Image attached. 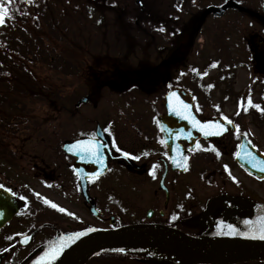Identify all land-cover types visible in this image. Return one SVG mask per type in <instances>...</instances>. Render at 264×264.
Returning <instances> with one entry per match:
<instances>
[{"label":"rangeland","instance_id":"rangeland-1","mask_svg":"<svg viewBox=\"0 0 264 264\" xmlns=\"http://www.w3.org/2000/svg\"><path fill=\"white\" fill-rule=\"evenodd\" d=\"M5 1L10 7L12 6L8 0ZM51 1L58 11L67 15L66 28L58 25L62 33H66L64 41L52 39L42 20L36 18L35 8L38 5L36 0H15L22 18H14L9 12V16L5 18L4 24L0 25V29L6 26L8 18H11L18 25L28 29L33 28L39 32L40 28L45 30L46 33L41 34L46 45L56 52L65 51L71 55L77 62V66L73 68L76 73L64 74L62 69L55 71L41 62L30 61L27 64L34 76L36 90H31L23 99L26 103L24 111L16 110L14 115L10 114L13 117L6 119L2 126L0 123V131L2 130L5 134L6 150L16 156L13 163L0 157L1 185L9 189H18V193H21L23 189H27L28 193L31 191L28 201L31 198V201L38 202L36 206L38 208L59 211V208L63 207L69 211L67 214H76L79 217L76 227L87 225L109 227L110 224L107 221L99 220L91 215L88 208L83 205L82 197L77 203L73 193L68 191L71 189L68 186L73 188V181L70 171L64 165L66 158L59 156L63 154L61 144L64 140L89 135L95 128L96 120L102 124H108V117L121 111L126 95L115 91L111 93L112 90L110 91L102 84L114 78L124 81V72L131 74L133 70L140 71L146 60L152 67L170 56L175 60V69L172 70L173 78L180 83H185L190 80L189 76L193 75L194 78L198 76L210 89L211 105L205 109L204 114L209 115L218 111L229 119L235 117L252 143L264 151V71L256 67L252 60V52L246 44V39L251 34H260L264 37V26L260 22L230 10L219 19L208 16L201 23L194 24L195 18L202 15L206 6L220 4L225 0H192L191 6L188 10L185 9L186 11L177 6V0H143L145 11L141 15L142 19L176 32V37L175 35L174 38L168 37L166 43H157L154 47L151 40L142 41L136 36V31H139L134 25L135 19L128 18L130 14L138 15L139 13L138 8L133 4L134 0ZM237 1L264 13V0ZM24 5L28 7V10L23 7ZM194 27L195 30H192ZM209 27L212 28L208 30ZM218 27H227V32H230L221 38L222 44L226 46V54L210 46L211 39L217 36L215 28ZM188 28L189 31L195 32L191 40L187 33ZM178 29L182 32H178ZM180 33L183 35L178 37ZM181 43L182 47L179 49L178 45ZM176 44L178 48L175 50ZM6 51L5 44L0 41V53ZM0 59H2L1 55ZM165 72L162 70L161 73ZM161 79L162 77L151 78L143 89H158L159 93L146 95L150 101L158 95L157 103L163 111L162 99L166 87ZM211 84H213L212 88ZM93 89L104 92L100 99L91 97L88 103L75 108V102L81 96L91 93ZM109 91L110 94H108ZM137 99L142 98L138 96ZM249 99L252 100L251 105L248 103ZM95 104H98L96 108H94ZM256 105L260 107L257 108ZM134 108L143 110L144 107L136 104L131 107L133 110ZM90 118L93 119L92 122ZM130 131L120 127L119 138L126 143L132 142L131 134L133 138L134 135ZM235 136L236 134L227 135L223 138L226 141L220 146L221 153L225 154L226 159L232 163V155L236 150ZM113 141L116 149V141L114 139ZM49 156L51 160H55L53 163H58L56 161L60 160L59 163H62V166L58 169L65 171L64 175L59 176L54 164L43 161L45 158L49 160ZM70 160L73 159L70 157ZM234 170L242 179L243 185L249 189H257L264 199L263 181H254L243 175L237 167H234ZM60 177L64 185H61ZM126 180V174L110 170L107 176L94 182L97 189L92 190L96 196V205L98 209L104 211L105 216L116 215L118 212V210L104 208L110 206V201L117 200L123 203L126 189L122 188L126 185ZM128 191L130 195L138 193V189H128ZM24 193L26 194L25 191ZM53 203L58 207L53 208ZM23 212L0 233V253L8 251L9 241L13 236L20 235L31 228L30 225L27 227L23 225ZM120 217L122 221H126L139 219L141 215H128L125 211H120ZM59 229L56 227L52 234ZM253 234L255 233H250V235ZM50 235L47 234L48 237ZM38 240H40L39 237L32 242L31 246L34 247ZM16 253L11 254V257ZM33 260L34 258L24 264H30ZM9 262L8 258L3 264H10ZM94 262L136 264L133 256L126 253L104 254L90 264Z\"/></svg>","mask_w":264,"mask_h":264},{"label":"flooded vegetation","instance_id":"flooded-vegetation-1","mask_svg":"<svg viewBox=\"0 0 264 264\" xmlns=\"http://www.w3.org/2000/svg\"><path fill=\"white\" fill-rule=\"evenodd\" d=\"M191 39L192 37L189 38V40ZM178 47L180 49L182 43L179 44ZM145 62V65H142L140 71L133 70L131 74L123 73V80L126 83L119 78H114L102 84L108 87L110 91L112 90L111 93L118 92L121 95H126L125 99H123L124 106L121 107L120 113H113L112 116L108 117V124H103L113 154L120 155L123 151H128L131 155L140 157L138 160L131 158H128V160L110 159L108 171L103 176L94 178H104L108 175L110 170L127 175L126 185L122 188L126 189L123 203L117 200L110 201V206L106 209L125 211L128 215H141V217L136 220L128 219L129 223L162 224L196 237L213 236L221 232V228L224 231H228V225H234L238 229L248 230L251 225H245V220L258 222L259 218L264 216V199H262V195L257 192V189H249L243 185V181L236 175L237 173L234 167H237L243 175H246L254 181L264 182V179L250 174L236 162V150L232 155L233 163L226 159L227 156L225 154L221 153L220 146L226 141V139L223 140V138L229 134H236L237 131L227 132V134L222 137H211L209 139L205 137L197 139L191 138L190 141L180 140L184 152L182 157L185 168L173 169L172 161L179 158V155L170 154L169 148L166 146L165 142H161L164 140L162 138L160 119L166 113V108L164 106L165 94L172 88V83L176 81V78H173L172 74V70L175 69V60L170 56L162 59L161 62L154 64L152 67L147 64V61ZM162 70L166 72L170 71V73L165 72L162 74ZM155 77H162L161 80H163V84L166 87L162 99L163 111L157 103L159 101L158 95L156 96L157 99L154 97L152 101H150L146 95L154 92L155 94L159 93L158 89H143L147 81ZM189 78L190 80H187V84L195 82L198 87L202 88L201 91H198V89L195 90L198 91L196 92V101L194 95L195 110L198 116L201 119H206L211 116L224 117V115L218 111L214 114H204L205 109L209 108L211 102L210 104H204L203 101L197 100L199 94L204 93L203 80L198 76L196 77L198 79H194L193 75L189 76ZM135 87L140 89H134ZM110 91L108 94H110ZM103 93L102 90L98 91V89H93L90 93V98L98 97L100 99ZM138 96H141L142 99H137ZM103 98L106 97L103 96ZM136 104L143 105V110H136V108H134V110L131 109V107H134ZM97 106L98 104H95L94 108ZM78 107L80 106H77V108ZM92 121L93 119L90 118V122ZM96 122L100 121L96 120L95 123ZM236 124L239 126L240 131L235 136L237 140L235 149L238 148L241 135L245 134V129L241 127L240 122ZM120 127L129 129V131L131 130L130 133L134 135L133 138L131 134V138L133 139L132 142L126 143L119 138L118 130H120ZM94 130L90 133L91 136L95 134ZM113 139L116 141V146L120 148V151L115 150ZM197 143L200 147H197ZM59 156L61 158H66L64 165H66L70 171L71 180L73 181V189H68V191L73 193L76 202L79 203L80 183L73 169L74 157L66 155L64 152ZM70 157L73 159L72 161ZM43 161H49L54 164L59 176L60 174L64 175L65 171L62 172V169H58V167L62 166V163H59L60 160L56 164L53 163L52 160L43 159ZM153 169L156 171L155 177L151 175ZM164 174L165 178H163ZM233 177L236 179L234 180ZM60 183L64 185L62 178ZM93 184L94 182L91 185L89 183L88 189L90 197L96 201L94 191L91 189H97V186ZM65 185L67 186V184ZM99 187L101 186L99 185ZM209 187L212 189H207ZM128 189H138V193L136 195H130ZM12 190L18 193V189ZM30 193L32 194L31 191ZM30 193H28L27 189H23L20 194L24 195L25 198H29ZM82 198L83 205L88 208V202L84 197ZM30 199V202H27V209L23 210L24 208H22L20 213L3 228L5 229L10 225L13 220L22 214L21 212L23 210L24 220L22 223H24L23 225L26 227L28 225L31 226V228L23 234L35 232L31 243L27 246H21L18 243L19 236H13V238L10 239L9 251L3 252L5 254L3 261L10 257V252H17L16 255L13 256V260L12 257L11 260H9L10 264H24L25 262H29L32 258H36L44 252L43 246L47 244L48 241L56 236L74 232L75 230L73 228L76 227L75 225H77L79 221V217H77L76 214H67V212H69L67 209H65V212L58 211V209H41L36 207L38 202H33ZM174 215L178 217L176 220L171 219ZM118 216H120V213L116 212L114 219L112 218L114 217L113 215H109V217L102 215L98 217V219L107 221L109 224H115L116 217ZM91 226L92 225H88V227ZM56 227L60 228L59 231L52 234V231ZM65 227H67L70 232H65L63 230ZM46 233L52 235L48 237ZM37 237H39L40 240L32 247V242L35 241ZM138 264L183 263L177 259L157 254L140 258ZM199 264L210 263L202 262ZM233 264H264V259L245 260Z\"/></svg>","mask_w":264,"mask_h":264},{"label":"water","instance_id":"water-1","mask_svg":"<svg viewBox=\"0 0 264 264\" xmlns=\"http://www.w3.org/2000/svg\"><path fill=\"white\" fill-rule=\"evenodd\" d=\"M139 7L144 9L143 0H135ZM227 8H238L242 12H246L253 17H256L264 23V16L255 12L247 7L239 5L234 0H228L221 6L210 5L208 6L203 14L202 18L213 13L215 15H221ZM252 47L255 49V58L261 63V68L264 69V39L260 35H253L250 38ZM172 93H176V96H171ZM171 97V98H170ZM177 97L184 101V103L190 105V111L197 119L198 116L193 109L192 95L184 88H174L166 95L165 106L167 108V114L161 118V124L163 126V138L166 144L169 146V150L174 154H182V149L179 144L180 139L188 138L186 134L189 131L195 130L198 135H203L198 128H193L190 120H184L175 116L169 105L175 106ZM88 96L82 97L77 104L87 102ZM200 120V119H198ZM213 123L220 120L224 123L229 130H234V125H227V123L219 118L209 119ZM209 120L201 121L202 124L207 123ZM168 129H171L169 131ZM181 130L183 132L181 133ZM219 136V135H215ZM212 137V136H211ZM93 138H82L78 140H91ZM103 142L106 147L102 149L103 155L106 157L104 164L90 163L88 160H81L76 155V144L78 140L66 141L63 144V149L66 153L76 156L74 161V167L78 172L81 180L83 195L86 199L89 198L87 191V181L89 177H93L90 174L95 172L96 176L106 172L108 168L109 156L117 158L113 155L112 149L108 140L106 139L100 124L97 125V138ZM72 149V151H69ZM251 151L256 157L257 161H264V155L257 150L245 139L239 146V150L236 154V160L250 173H254L260 177H264V173L253 168L246 158H244L245 152ZM123 156H118L121 158ZM175 165L173 168H182V159H174ZM165 174L163 175V178ZM23 202L16 196L12 195L4 188L0 189V230L8 223L14 215H16ZM90 210L99 214L95 207L94 201H90ZM92 229V228H91ZM84 229L87 235L82 236L74 243L68 240L70 235H62L56 237L47 244L48 247H58L65 240L68 246L64 249L63 254L58 264H84L95 254L116 248H127L131 245H149L156 248L164 249L170 252L177 253L187 258L186 264H198L207 262L210 264H233L243 260H252L256 258H264V239L260 238H242L228 241H217L205 238H196L182 233L176 229L167 227L161 224H149V223H136L132 225H125L117 229H93L88 231ZM79 231V232H81ZM33 237V233L24 235L19 239L20 244H28ZM27 240L25 243L24 241ZM4 255H0V263ZM38 263V262H37ZM35 263V264H37Z\"/></svg>","mask_w":264,"mask_h":264},{"label":"trees","instance_id":"trees-1","mask_svg":"<svg viewBox=\"0 0 264 264\" xmlns=\"http://www.w3.org/2000/svg\"><path fill=\"white\" fill-rule=\"evenodd\" d=\"M0 0V4L3 8H7L14 18H22L19 13L18 7L15 0ZM38 5L36 6V13L38 19L42 20L45 24V29L53 37L52 39L64 41L66 39L65 34L58 28V25H62L66 28V14L58 11L57 7H54L51 0H36ZM136 7L137 5L133 3ZM184 10H188L190 0H179L177 2ZM26 8V6H23ZM138 8V7H137ZM3 9H0L2 11ZM28 10V7L26 8ZM138 15L130 14L129 19H135L134 25L136 29V36L140 40H151L158 36L152 32L151 26L147 27L146 23L140 22L139 15L141 14L138 8ZM133 13V12H132ZM139 19L138 23L136 22ZM25 20V18H24ZM209 28L208 30H210ZM217 36L213 38L212 46L217 51L226 52L225 44H222L221 38L226 35L227 27H218ZM28 29L25 26L18 25L13 19L8 18V24L0 29V41L5 44L7 51L1 52L0 59V123L1 126L3 122L11 117L10 114H15L16 110L24 111L26 103L24 98H26L31 90H36V83L34 81V76L29 70L27 64L32 62H41L48 66L49 68L60 71H64V74H75L76 71L73 70L77 65V62L73 59L71 55L65 51L56 52L53 48L46 45V42L41 33L45 32L43 29ZM47 35V34H46ZM49 37V36H47ZM51 38V37H49ZM5 123V122H4ZM0 131V157L6 159L8 162L13 163L14 157L13 153L6 150L4 145L5 134ZM8 152V154H6ZM115 255L114 252H112ZM134 256V253H126Z\"/></svg>","mask_w":264,"mask_h":264},{"label":"snow or ice","instance_id":"snow-or-ice-1","mask_svg":"<svg viewBox=\"0 0 264 264\" xmlns=\"http://www.w3.org/2000/svg\"><path fill=\"white\" fill-rule=\"evenodd\" d=\"M0 9H3L0 11V25L4 24L5 18L9 16V10L7 8H3V5L0 4ZM164 30V29H160ZM171 96H176V93H172ZM171 98V97H170ZM248 103L251 105L252 100L249 99ZM171 107V110L173 114L181 119L184 120H190L192 123L193 128H198L200 132L203 133L204 137H211L215 135H222L225 132L229 131V128L224 124L221 123L220 120L215 121L213 123L211 120H209L207 123L202 124L200 120H198L194 115H192L190 111V105L184 103V101L180 100L177 97V102L175 106L169 105ZM257 108L260 107V105H256ZM223 120L227 122V125H233L234 122L229 119L227 116L223 117ZM171 131V129H168ZM235 131L239 132V126L235 125L234 128ZM183 130H181V133ZM244 135H247L246 133ZM189 139L191 138V134H189ZM164 143V141H161ZM106 145L101 142L98 139H91V140H78L76 144V155L80 157L81 160H88L90 163H94L97 165L104 164L106 157L103 155L102 149L105 148ZM197 147H200V145L197 143ZM116 151H120L119 147H116ZM69 151H72V149H69ZM123 156L126 158H131V159H140L139 156L131 155L128 151H123ZM244 158L248 160V162L251 164L253 168L258 169L261 173H264V161H257V157L251 152H245ZM175 163V161H174ZM227 167V166H225ZM91 176L95 177L96 173L93 172L90 174ZM151 175L153 177L156 176V171L153 169L151 172ZM264 179V177H261ZM235 180L236 178L233 177ZM4 188V185H0V189ZM8 191L12 194L15 195V193L12 192L11 189H8ZM37 195H39L37 193ZM49 202L50 201H46ZM53 208L58 207L56 204H52ZM59 210L61 212H65V209L63 207H60ZM178 217L177 216H172V220H176ZM245 225H251L249 227L247 232H242L240 229L235 227L234 225H228V231L225 233L224 230L221 228V234H227L230 236H236V235H248L249 233H259V238L264 239V216L259 218L258 222H251L248 220L244 221ZM219 227V226H218ZM88 231H93V229H89ZM87 235L86 232L81 231V232H76L73 234V236L68 237V240H71L73 243L80 239L82 236ZM25 243L27 240L24 241ZM68 246L67 241L65 240L62 242L58 247H54L50 252H45L44 256L48 257L49 260H56L58 256L60 255L61 252ZM120 252H124V249H119ZM44 257H41L43 259Z\"/></svg>","mask_w":264,"mask_h":264},{"label":"bare ground","instance_id":"bare-ground-1","mask_svg":"<svg viewBox=\"0 0 264 264\" xmlns=\"http://www.w3.org/2000/svg\"><path fill=\"white\" fill-rule=\"evenodd\" d=\"M224 232L226 233L227 231H224ZM254 235L259 236V233H255ZM242 238H245V235L230 236V235H227V234H221V232L218 233V234H215L213 236L207 237V239H212V240H217V241H228V240L242 239ZM128 247L129 248L138 249V250L148 251V252L154 253V254H160V255L169 256L170 258L177 259V260L181 261L184 264L187 263V258L186 257H184L182 255H179L177 253L170 252V251H167V250H164V249H160V248H156V247H153V246H149V245H131V246H128ZM62 254H63V252L60 253V255L58 256V258L56 260H49L48 257H45L40 262H38L37 264H58Z\"/></svg>","mask_w":264,"mask_h":264}]
</instances>
